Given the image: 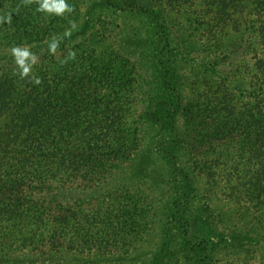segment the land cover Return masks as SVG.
Wrapping results in <instances>:
<instances>
[{
	"label": "trees",
	"instance_id": "16d2710c",
	"mask_svg": "<svg viewBox=\"0 0 264 264\" xmlns=\"http://www.w3.org/2000/svg\"><path fill=\"white\" fill-rule=\"evenodd\" d=\"M166 1L168 8L147 0H81V10L76 0H65L72 11L57 14L41 10L42 0H0V264H127L150 229L152 198L127 193L114 175L119 164L133 161L148 121L168 132L157 148L180 178L178 195L164 200L173 222L166 227L181 234L184 248L203 252L197 264H214L210 253L227 242L190 212L201 171L208 184L237 187L253 203L245 212L257 219L255 236L234 238L258 237L264 220V0H217L233 3L238 19L218 41H228L222 78L233 89L202 99L186 98L180 65L171 62L191 61L174 53L191 41L186 29L199 21L196 8L188 0ZM98 7L156 22L152 78L167 91L155 96L156 107L129 114L130 93L142 82L131 69L140 65L139 56L133 64L128 55L138 50L116 37L112 48L94 45L107 39L106 31L81 33ZM13 49L30 55L18 57ZM194 62L192 84L212 64ZM216 149L223 182L203 156ZM155 255L158 264L162 256Z\"/></svg>",
	"mask_w": 264,
	"mask_h": 264
},
{
	"label": "rangeland",
	"instance_id": "374dc122",
	"mask_svg": "<svg viewBox=\"0 0 264 264\" xmlns=\"http://www.w3.org/2000/svg\"><path fill=\"white\" fill-rule=\"evenodd\" d=\"M76 1L80 5L81 10L85 8V5L79 3L81 0ZM147 1L151 4L160 2L166 8L169 7L166 0ZM188 1L191 2V4L188 3V7L196 8L199 21L186 29V33L191 34V41L187 44L186 49L181 50L180 53H174L178 57L188 56L191 61L186 63L183 58L175 57V59L172 58L171 60L173 64L177 63L180 65V69H177L178 71L181 70L180 83L178 80L179 86L184 89L187 99H202L207 95L222 96L226 89L232 90L233 87L232 84L226 83L222 78L225 74L223 66H225L226 62L225 56L228 51H225V48L228 41L222 40V44H218V41L219 35L222 36L224 32L230 30L234 20H238L235 18L236 14L232 11L233 3L223 1L225 3V6H223L217 0L215 2H209V0ZM223 7H226L224 12L226 15H223L220 10ZM90 17L92 25L81 30V33H86L87 31H97V34L102 31L107 32V39L100 42V44L94 45L109 49L116 45L115 41L117 38L120 42L127 41L129 47L140 52L136 54L129 50L130 54L128 55L130 62L133 64L136 61V55L139 56L140 65H134L131 69L137 81L142 82H135V89L130 93L129 114L130 112L132 114L137 113L146 107L148 108V106L149 108L152 105L156 107L155 96L163 95L161 98H164L165 95L167 96V91H165L163 85L160 82H157L158 85L154 84L152 78L156 71L154 62L158 54L156 34L158 29L156 22L144 14L119 13L103 7H98L91 12ZM175 20L179 22L178 19L175 18ZM166 24L169 26L170 23ZM172 25L173 23H171ZM168 26L166 28L169 30L170 26ZM109 36L110 38H108ZM133 39L136 41H132ZM188 47L192 49L196 47V49H187ZM150 56L151 63L148 59ZM194 60L196 62L204 60L206 64L209 61L212 64L209 67L210 69H206L207 75L200 76L192 84L191 81H193L194 77L190 70L196 66ZM202 68L203 66H201ZM156 77L159 78L157 73ZM233 91L235 92V90ZM148 95H152V97L146 98ZM237 106L240 107L241 105L239 106L237 103ZM141 128L140 147L136 149L137 153L133 161L119 164L114 175V179H116L115 185L125 186V190L128 189V191L130 189L127 193L148 194L149 196H147L152 198V200L148 198L150 203L147 213L150 229L148 234L142 238L141 244L136 245L135 250L131 249V259L127 264H153L156 253H161L162 256L157 261L158 264H197L203 252L197 254L195 253L196 250L184 248L181 242V234L173 225L169 229L166 227V222L168 220L172 222V219L167 217L164 200L167 196L176 197L178 189H181L178 172L172 171V167L169 166L166 157L160 154L157 148L158 142L164 139L168 132L158 121L145 122L141 124ZM219 150H212L209 154L203 155L212 161L217 173L220 170V166L214 158H216ZM214 169L212 168V170ZM221 175L223 182L225 177L223 174ZM244 176L246 178L247 174H244ZM195 180L197 185L196 194L191 198L192 202L189 203L190 212L194 214L193 218L199 219L202 224L206 223L211 227L215 226L219 230L218 239H224V236L227 239V242L223 240L210 253L214 264H264V220L263 222L260 221L262 225L258 230V237L252 238L253 242L248 239H243V242L234 238L242 234H247L246 236L250 235L251 237L255 236L252 228L255 227L254 221H257V219L255 217L250 218L245 212L253 203L247 200L242 192L239 193L237 187H231L233 191L236 190L235 192H238L235 194L226 184L218 183L213 185L212 179L211 184H208L207 177L203 171L200 172ZM262 207L259 208L260 216L264 215V207ZM250 209L253 208L251 207ZM256 240L257 242H255ZM210 245L211 243L209 242L206 246ZM207 253L209 255V251Z\"/></svg>",
	"mask_w": 264,
	"mask_h": 264
},
{
	"label": "clouds",
	"instance_id": "9594fccd",
	"mask_svg": "<svg viewBox=\"0 0 264 264\" xmlns=\"http://www.w3.org/2000/svg\"><path fill=\"white\" fill-rule=\"evenodd\" d=\"M28 2H31V0H28ZM41 10H47L49 12H56L57 14H62L65 10L71 12L72 8L68 4L65 3V0H42L40 4ZM5 19V17H0V20ZM8 22H11V13H9L6 17ZM70 35V33H66ZM13 52L18 55V57H28L30 53L28 51L21 52L20 49H13ZM18 62L21 64V66H24V60L18 59ZM29 69L27 67H24V72L22 75H26L28 73Z\"/></svg>",
	"mask_w": 264,
	"mask_h": 264
}]
</instances>
